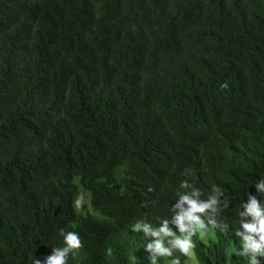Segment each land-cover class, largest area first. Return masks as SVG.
I'll use <instances>...</instances> for the list:
<instances>
[{
	"label": "trees",
	"instance_id": "16d2710c",
	"mask_svg": "<svg viewBox=\"0 0 264 264\" xmlns=\"http://www.w3.org/2000/svg\"><path fill=\"white\" fill-rule=\"evenodd\" d=\"M262 177L264 0H0V264L62 228L68 264H149L132 225L171 220L185 180L228 201L196 264H246L230 245Z\"/></svg>",
	"mask_w": 264,
	"mask_h": 264
},
{
	"label": "clouds",
	"instance_id": "9594fccd",
	"mask_svg": "<svg viewBox=\"0 0 264 264\" xmlns=\"http://www.w3.org/2000/svg\"><path fill=\"white\" fill-rule=\"evenodd\" d=\"M227 82L221 84L222 89H228ZM189 170H186V173ZM257 194L250 193L247 200L238 210L240 228L236 231L239 246L232 253L245 260L246 264H261L264 257V202L259 198L264 196V177L254 184ZM180 187L185 191L178 193V199L171 208V220L160 221L158 227L137 221L132 225V231L142 232L148 242L144 251L148 254L149 264H159L162 258H172L179 252L189 258V264L194 260L196 247L194 237H204L215 229L224 231L227 225H222L219 216L222 209L228 207V201L222 199L224 193L218 187L203 197V193L187 180ZM83 197L76 200L77 207L81 206ZM170 224L174 226L170 227ZM63 237V247L52 248L51 254L42 261L36 258L33 264H68L69 256L75 255L83 247L78 233L60 229ZM110 251V250H109ZM170 264H181L179 258H172Z\"/></svg>",
	"mask_w": 264,
	"mask_h": 264
},
{
	"label": "rangeland",
	"instance_id": "374dc122",
	"mask_svg": "<svg viewBox=\"0 0 264 264\" xmlns=\"http://www.w3.org/2000/svg\"><path fill=\"white\" fill-rule=\"evenodd\" d=\"M81 197H83V202H82L81 206L77 207L78 209H82V208H83V205H86V206H87V205H88V202H89V195H87L86 193H84V192L80 193V194H79V198H81ZM76 206H77V205H76ZM200 238H201L204 242H206V243L212 242V241H214V240L216 239L215 232H214V230H213V231L210 232L207 236H204V237H201V236H200ZM236 245H237V247H238V246H239V242H237V243H231L230 247L235 248ZM228 248H229V246H228ZM228 248H226V251H227V253L229 254V252H228L229 249H228ZM230 250H231V248H230ZM185 264H189V258L187 259V261H186ZM191 264H196L195 259L191 262Z\"/></svg>",
	"mask_w": 264,
	"mask_h": 264
}]
</instances>
